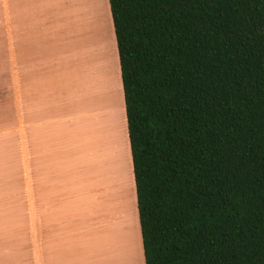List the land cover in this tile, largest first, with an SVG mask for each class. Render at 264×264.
Returning a JSON list of instances; mask_svg holds the SVG:
<instances>
[{"label": "trees", "instance_id": "trees-1", "mask_svg": "<svg viewBox=\"0 0 264 264\" xmlns=\"http://www.w3.org/2000/svg\"><path fill=\"white\" fill-rule=\"evenodd\" d=\"M146 264H264V0H109Z\"/></svg>", "mask_w": 264, "mask_h": 264}, {"label": "crops", "instance_id": "crops-1", "mask_svg": "<svg viewBox=\"0 0 264 264\" xmlns=\"http://www.w3.org/2000/svg\"><path fill=\"white\" fill-rule=\"evenodd\" d=\"M30 2L33 0H21L20 6L28 13L34 9L36 18L42 11V19L43 0L39 1L42 10L30 8ZM1 4L3 8L4 0ZM9 4L12 19L20 21L23 13H19L15 0H9ZM107 7L116 46L109 0ZM97 8L100 11L99 0ZM39 33L42 39L37 41L34 92L29 84L27 99L25 139L31 177L26 206L19 204L17 195L16 166L21 153L19 126L14 124L10 130H0V133L10 132L7 136L0 135V264H135L137 255L132 253L129 234L125 232L127 222L121 219L124 211L110 208L107 199L101 206L106 220L100 226L99 200L96 199L94 205L92 182L86 176L98 177L99 171L109 168L110 149L118 138L113 124L119 105V85L97 84L95 91L90 77L80 74L71 86L74 110L66 116L59 71L51 68L54 62L45 63L41 59L47 57V53L42 52L47 31L42 29ZM77 92L80 93L78 100ZM66 124L70 126V134ZM83 180L88 182L91 191V198L86 201L88 206L81 204L80 199L81 187L86 186ZM116 227L121 233L120 240L115 236ZM118 251L116 263L103 262L104 255L112 253L114 256Z\"/></svg>", "mask_w": 264, "mask_h": 264}, {"label": "rangeland", "instance_id": "rangeland-1", "mask_svg": "<svg viewBox=\"0 0 264 264\" xmlns=\"http://www.w3.org/2000/svg\"><path fill=\"white\" fill-rule=\"evenodd\" d=\"M39 1L41 0H33L29 7L41 9ZM20 2L21 0H15L19 13H23L21 20L17 21L12 19L9 0H4L3 8L0 0V130H10L14 124L20 129L21 153L19 164L16 166L18 202L21 206L28 204L31 177L25 139L28 87L31 84L34 92L38 57L37 41L42 39L39 31L44 29L47 31V37L43 38L42 52L47 53V57L44 56L41 59H44L45 63L54 62L55 66L50 64L51 68L59 71L63 82L61 92L66 116H70L74 110L71 86L77 82L80 74L86 73L90 77L95 85V91L97 84L107 85L109 83L110 87L113 83L119 85V105L117 109L115 108L114 117L116 119L113 124L114 133L118 138L110 149L112 158L108 164L110 168L106 171H99L98 177L94 175L92 178L91 174H86V176L92 182L94 205L95 200H99L98 214L96 213L98 217L105 216L101 206L105 205L107 199L110 208L123 210L126 213L127 222L125 232L129 234L132 253L137 255L134 263L146 264L128 135L122 72L117 44L113 45L107 0H99L100 11L97 8V0H43L44 16L41 19V11L40 16L37 17L40 20H37L34 9L28 13L20 6ZM92 37L95 39L89 42ZM78 97L80 93L77 92V100ZM68 124H66L67 133L70 134ZM8 134H10L8 131L0 133L3 136ZM83 182L86 186L81 187V204L88 206L91 191L88 182L86 180ZM105 220V218L102 220V224ZM107 221L109 222L110 218H107ZM120 235V230L116 227L115 236L118 240L121 239ZM118 256L119 251L115 252L114 256L112 253L106 254L103 262L116 263Z\"/></svg>", "mask_w": 264, "mask_h": 264}, {"label": "bare ground", "instance_id": "bare-ground-1", "mask_svg": "<svg viewBox=\"0 0 264 264\" xmlns=\"http://www.w3.org/2000/svg\"><path fill=\"white\" fill-rule=\"evenodd\" d=\"M83 64V63H82ZM112 159V158H111ZM110 168V167H109ZM100 198H102V197H100ZM101 200H103V199H101ZM118 208H120L119 206H118ZM126 213L125 212H123L122 213V215H121V219L122 220H126V215H125ZM98 219V221H99V225L101 226L102 225V220L104 219V218H101V217H98L97 218Z\"/></svg>", "mask_w": 264, "mask_h": 264}]
</instances>
